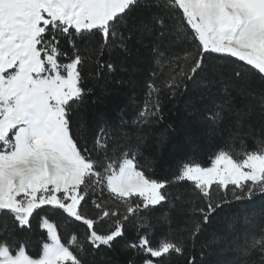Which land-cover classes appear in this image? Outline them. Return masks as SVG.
Instances as JSON below:
<instances>
[{"label": "snow or ice", "instance_id": "obj_1", "mask_svg": "<svg viewBox=\"0 0 264 264\" xmlns=\"http://www.w3.org/2000/svg\"><path fill=\"white\" fill-rule=\"evenodd\" d=\"M142 61L145 101L133 120L76 122L92 91L86 68L97 80L136 76ZM165 93L198 96L193 118L223 146L206 166L184 163L162 180L139 163V130L162 119ZM173 184L186 193L173 196ZM256 196L264 0H0V264H88L120 243L139 264H173L220 210ZM34 222L35 253L20 239ZM233 243L236 264H264V223L249 221Z\"/></svg>", "mask_w": 264, "mask_h": 264}, {"label": "trees", "instance_id": "obj_2", "mask_svg": "<svg viewBox=\"0 0 264 264\" xmlns=\"http://www.w3.org/2000/svg\"><path fill=\"white\" fill-rule=\"evenodd\" d=\"M176 52H180L178 47ZM144 55L147 56V53ZM147 66V62L142 61L141 73L136 76L117 71L111 76L106 74L100 80L89 75L86 68L84 86L92 91L86 93L83 104L78 108L74 117L76 122L95 128L101 117L116 126L120 125L121 117L133 120L144 105L143 81ZM130 79L132 83H129ZM230 83L225 82L226 85ZM201 105L198 96L187 93L178 94L174 98H170L167 93L161 96L162 119L144 125L139 130L143 136L139 163L150 176L162 180L171 179L184 163L206 166L217 149L223 146L219 138H209L198 120L193 118L192 113ZM235 147L238 152L240 145ZM247 147L252 149L253 142L248 141ZM186 191L180 184L170 186L173 196H183ZM214 198L219 199L218 196ZM249 221L252 224L264 223V198L256 196L252 201L234 202L225 206L214 215L212 222L205 226L199 236L188 240L186 256L174 260L173 264H188V260L193 258L194 264H236L238 256L234 250V236L236 232L243 233ZM20 239L28 241L31 252L35 253L39 249L41 234L35 222L33 231ZM85 259L88 264H129L133 260L139 264L138 258L126 251L123 243L111 249L97 250L95 255H88Z\"/></svg>", "mask_w": 264, "mask_h": 264}]
</instances>
